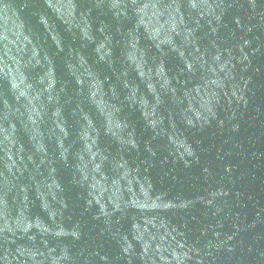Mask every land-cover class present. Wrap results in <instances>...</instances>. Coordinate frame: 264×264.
I'll return each mask as SVG.
<instances>
[{"label": "water", "instance_id": "water-1", "mask_svg": "<svg viewBox=\"0 0 264 264\" xmlns=\"http://www.w3.org/2000/svg\"><path fill=\"white\" fill-rule=\"evenodd\" d=\"M0 264H264V0H0Z\"/></svg>", "mask_w": 264, "mask_h": 264}]
</instances>
